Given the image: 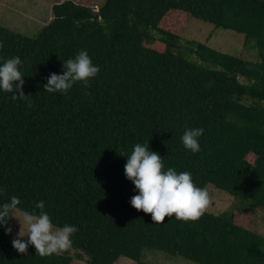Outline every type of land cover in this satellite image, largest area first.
I'll return each mask as SVG.
<instances>
[{
    "label": "trees",
    "instance_id": "1",
    "mask_svg": "<svg viewBox=\"0 0 264 264\" xmlns=\"http://www.w3.org/2000/svg\"><path fill=\"white\" fill-rule=\"evenodd\" d=\"M191 17L244 34L257 60L203 42L182 47ZM0 42V63L21 57L33 101L28 108L0 90V203L15 195L31 211L43 200L55 226L78 227L71 248L89 264H148L147 248L199 264H264V236L228 212L153 223L131 205L138 193L124 173L134 144L149 142L165 170L190 171L197 186L264 209V0H106L99 9L58 0L37 35L0 25ZM79 50L101 69L91 86L44 91ZM185 127L205 129L199 152L184 148ZM15 235L0 226V264H74L34 246L20 254Z\"/></svg>",
    "mask_w": 264,
    "mask_h": 264
},
{
    "label": "clouds",
    "instance_id": "2",
    "mask_svg": "<svg viewBox=\"0 0 264 264\" xmlns=\"http://www.w3.org/2000/svg\"><path fill=\"white\" fill-rule=\"evenodd\" d=\"M0 47H3L2 42ZM22 66L20 56L3 59L0 63V90L12 93L13 100H22L31 108L32 94H25ZM62 69L60 74H49L44 91L67 95L77 83L88 88L90 81L101 71L87 50H79L74 57L63 60ZM204 131L203 127H185L181 136L184 148L192 153L199 152V139ZM126 156L124 173L138 193L131 197L130 203L137 211L151 214L153 223H163L166 217L173 216L184 222H195L205 213L210 204L208 188L197 186L190 171L178 172L175 167L165 170L163 157L150 148L149 142L135 143ZM4 191L0 188V194ZM20 204L21 200L15 195L0 203V226L5 228L6 234L13 232L9 226L13 218L19 223V231L12 239V246L18 253L27 255L29 246H34L37 255L47 257L71 249L74 243L72 237L79 231L77 226L68 223L55 226L43 200L34 202L31 211H22Z\"/></svg>",
    "mask_w": 264,
    "mask_h": 264
},
{
    "label": "rangeland",
    "instance_id": "3",
    "mask_svg": "<svg viewBox=\"0 0 264 264\" xmlns=\"http://www.w3.org/2000/svg\"><path fill=\"white\" fill-rule=\"evenodd\" d=\"M105 1L81 0L96 9H99ZM56 2L58 0H0V25L27 36H35L52 20L53 5ZM196 42L206 43L217 50L248 60H257V50L252 44L245 42L244 34L191 17L182 30L181 44L182 47H196ZM158 47L163 46L158 45ZM253 159L254 156L251 155L249 160L253 161ZM206 187L210 196V204L207 208L209 211L215 214L228 212L236 222L264 236V209L256 207L250 200L234 196L211 183H208ZM11 227L17 234L20 226L15 218L11 220ZM25 231H27L26 225ZM62 253L71 255L74 264H89L86 257L78 256V252L73 248ZM141 260L148 264H199L180 255H170L165 251L148 248L143 250ZM135 262L131 258L120 257L114 264H135Z\"/></svg>",
    "mask_w": 264,
    "mask_h": 264
}]
</instances>
